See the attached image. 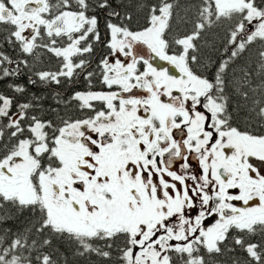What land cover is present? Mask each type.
<instances>
[{
    "label": "snow or ice",
    "instance_id": "obj_1",
    "mask_svg": "<svg viewBox=\"0 0 264 264\" xmlns=\"http://www.w3.org/2000/svg\"><path fill=\"white\" fill-rule=\"evenodd\" d=\"M136 6L134 30L123 0H0V80L88 83L47 109L0 93V225L26 222L0 229V264H60L62 244L98 264H264V0ZM39 49L56 71L31 70Z\"/></svg>",
    "mask_w": 264,
    "mask_h": 264
},
{
    "label": "trees",
    "instance_id": "obj_2",
    "mask_svg": "<svg viewBox=\"0 0 264 264\" xmlns=\"http://www.w3.org/2000/svg\"><path fill=\"white\" fill-rule=\"evenodd\" d=\"M117 4L121 3V0H115ZM139 2V0H123L124 5L126 7H123L120 9L122 12H130L133 16L131 27L135 30L139 25L143 24L144 22V14L143 10L138 8L136 5ZM182 3L188 2V0H181ZM99 17V29L101 36L107 37V29L105 27L106 24V14L97 12L96 13ZM183 11H181V15H183ZM115 22V21H114ZM177 34L183 35L184 32L190 27V25H185L182 22L176 23L174 21ZM223 33H220V38H216L215 34L209 37L210 40H214L217 47H222V40ZM104 49L102 47V51L104 52ZM4 50H6L10 55H12L14 58L16 57V53L13 51L12 48L5 45ZM41 53L39 59L35 62L31 58H29V64L32 65V71H40V70H46V71H56L58 67L57 60L54 56H52L50 53L44 52L42 49L37 50ZM99 51V47L97 44H95V50L94 53L91 56L92 61V68H95L96 65L99 63L100 59L103 58L107 54V49H105V54L100 53L97 54ZM206 54H210L213 56V59H215L217 53L210 52L209 49H204ZM241 63H244V61H241ZM252 68L255 70V63L253 61ZM91 70V69H89ZM31 74L30 70L28 68L22 69V74L19 76H16L14 78H8L5 80H0V93H4L9 96H15L16 100L18 102L24 103L32 100L33 96H40L42 97V103L44 104L45 109H47L49 106L57 107L55 103V94L59 93L61 97L67 98L70 96L74 91L82 90V86L75 87L73 86L74 83L69 84L65 80L64 83H62L59 86H49L44 87L42 85H31L28 83V76ZM35 79V77H33ZM64 80V78H61ZM15 83L19 84L25 87L26 92L24 94L14 93L11 88H9V84ZM87 83V81L85 82ZM85 83L83 82V86H85ZM88 84V83H87ZM98 85L97 80H94V85ZM238 97L233 96V101L235 102L238 100ZM231 110V109H230ZM55 114L48 113V118H53ZM233 123L240 127L242 130L247 128V123L245 121V117L247 116V112L244 110H241L240 112L233 111ZM252 129L256 130L257 132L264 131V128H260L254 121L251 122ZM26 226L25 218L23 215H17L13 217L11 220H9L7 223L0 225V229L3 228H10L13 232L23 231L24 227ZM0 234H3L2 231H0ZM256 239H259L257 237ZM6 246V245H5ZM60 252L63 253V256L60 258V264H63L64 257H67L68 264H98L99 258L95 256V254H92L91 256H85V257H79L74 255V249L72 246L68 244H62L59 246ZM231 254H225L223 257H218L217 261L218 264H231L230 261Z\"/></svg>",
    "mask_w": 264,
    "mask_h": 264
},
{
    "label": "flooded vegetation",
    "instance_id": "obj_3",
    "mask_svg": "<svg viewBox=\"0 0 264 264\" xmlns=\"http://www.w3.org/2000/svg\"><path fill=\"white\" fill-rule=\"evenodd\" d=\"M107 38L108 37H105V36H101V39L102 40H107ZM97 45H98V47H99V51H98V55L100 54V53H103V54H105L104 52H105V49H107V47L105 46V44H103V43H96ZM102 47L103 48H105L104 49V52L102 51ZM108 49H107V53H108ZM158 63H161V64H163L164 62H159L158 61ZM170 67V66H169ZM85 83L86 81L84 80V78H83V76H81L78 80H74V82H72V83H74L73 84V86H75V87H78V86H82V90H79V91H87L88 90V84L87 83H85V86H83V84L82 83ZM97 83H98V85H96L95 84V89L94 90H99L100 89V85H99V82H98V80H97ZM53 86H56L55 84H53ZM254 163L257 165V166H260V165H264V162H260V161H255L254 160Z\"/></svg>",
    "mask_w": 264,
    "mask_h": 264
}]
</instances>
